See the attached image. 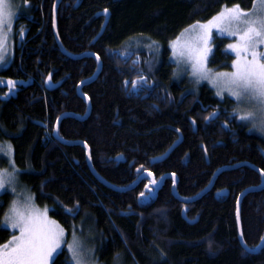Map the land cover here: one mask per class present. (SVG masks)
Instances as JSON below:
<instances>
[{
    "label": "trees",
    "instance_id": "16d2710c",
    "mask_svg": "<svg viewBox=\"0 0 264 264\" xmlns=\"http://www.w3.org/2000/svg\"><path fill=\"white\" fill-rule=\"evenodd\" d=\"M21 1L14 56L0 70V149L12 146L22 183L37 205L49 208L67 238L89 233L88 243L105 264H264V247L249 253L238 237L237 198L262 183L250 166L223 171L212 189L190 204L173 195L172 178L165 180L157 198L144 201L149 179L129 191L109 188L90 170L84 146L55 139V122L62 113L86 114L77 87L94 75L98 62L62 52L53 29L55 0ZM255 1L62 0L57 12L62 45L74 55L97 54L102 70L82 87L91 101L89 117L64 118L59 135L87 143L95 170L119 187L131 185L138 170L157 178L170 173L178 178L179 194L193 197L220 167L248 162L264 172V137L239 120L233 98L221 99L206 83L195 87L181 81L168 47L191 24L211 19L224 7L251 10ZM103 10L110 11V20L92 43L104 21L97 13ZM228 41L215 38L212 68L231 67L234 57L225 51ZM147 43L159 51L153 52ZM49 75L61 83L53 90L46 88ZM127 79L132 89L147 83L150 92L146 97L139 91L128 96ZM8 81L15 85L10 87ZM179 133L182 143L164 161L152 164ZM117 155L126 161H115ZM2 156L4 168L8 162ZM223 189L227 195L220 194ZM11 198L7 191L0 195V245L13 234L3 226ZM241 223L247 246L259 245L264 237V189L244 197ZM52 264H72L66 248Z\"/></svg>",
    "mask_w": 264,
    "mask_h": 264
},
{
    "label": "snow or ice",
    "instance_id": "6c2138e0",
    "mask_svg": "<svg viewBox=\"0 0 264 264\" xmlns=\"http://www.w3.org/2000/svg\"><path fill=\"white\" fill-rule=\"evenodd\" d=\"M253 7L255 9V5ZM13 16L10 0H0V50L3 49L6 39L2 29L7 27L11 30ZM191 28L195 37L186 39L183 43H180L178 38V41L173 42V48L179 47V56L192 62L197 82L209 79L217 87V95L227 91L237 102L254 106L260 113V127L264 130V50H261L264 47V0H261L258 14L245 12L239 5H234L221 11L207 23H197ZM213 28L218 29L221 35L236 37V42L227 46L228 50L235 54L231 65L232 72L212 74L206 68ZM187 32L188 29L185 30V33ZM185 33L181 35L184 36ZM3 60L4 55L0 54V62ZM8 85L12 87L15 82L8 81ZM240 118L250 119L252 113L249 112ZM6 175L11 174L0 172V189L4 188L6 182H11L6 181ZM4 226L10 227L13 234L7 243L0 245V264H50L53 253L60 247L64 236V230L48 218L47 209H36L31 203V198L23 205L13 201L9 213L4 217ZM68 248L75 264H81L75 237Z\"/></svg>",
    "mask_w": 264,
    "mask_h": 264
},
{
    "label": "rangeland",
    "instance_id": "374dc122",
    "mask_svg": "<svg viewBox=\"0 0 264 264\" xmlns=\"http://www.w3.org/2000/svg\"><path fill=\"white\" fill-rule=\"evenodd\" d=\"M10 2L13 5L14 16L12 18L11 30L9 31L7 27H4L2 29V31L6 34V39L4 41L3 49L0 50V54L4 55L3 62H0V70L6 68L10 64L12 59H13L14 52H15V46H16V42H17V38H18L17 35H16V32H15V20H16L18 14L24 9V6H23V3H22L21 0H10ZM254 5H255V9L253 7L251 10H244V11L245 12H249V13L258 14L260 12L261 0H256ZM232 7H224L221 11L225 10L226 8L230 9ZM211 19H209V20H211ZM209 20L204 21V22H196V23L191 24L190 26L185 28L175 39H173L169 43V49L171 51L170 60L175 64L176 73H177V75H178V77L180 78L181 81L182 80H188V81L192 82L195 85V87L206 83V84H208L209 86H211L215 90V93L217 95V90L218 89H217L216 86L213 85V83L209 79H201V80H199L197 82L198 78H197V76H195L193 74L192 62L188 61L186 58H182V57L179 56V54H178L179 47H177L176 49L173 48V42L178 41V38H179V42L183 43L184 40L193 39L195 37V32L191 28L192 25L197 24V23L205 24ZM186 29H188L187 33H185ZM182 33H185V35L182 36L181 35ZM215 38H219V39L220 38H227V39H229V41L225 45V51L228 52L229 54H231L234 57L233 60H235V54L232 53L230 50H228L227 46L230 43H235L236 42V37H228L226 34L221 35L219 33L218 29L213 28L211 30V39L209 41V47L211 48V51H210V53L207 56L206 68L212 74L219 73V72H232L233 71L232 67L227 68V69H223V68L214 69V68H212L209 65V60H210V57H211V55H212V53L214 51V47H215V44H214ZM146 45L153 52L157 53L159 51V49H157V46H155L154 44L147 43ZM144 46H145V44H144ZM150 49H148V50H150ZM261 50H264V47H262ZM233 60H232V62H233ZM232 62H231V65H232ZM217 96L220 97L221 99L226 97V96L227 97H231L237 102L236 98L230 96L227 91H224L222 93V95H217ZM249 112L252 113V118L245 119V120H242L240 118L243 115H247ZM236 114L238 115V118H239L240 121L246 123L249 126L250 131H252L254 133H258V134H260L261 136L264 137V130H261V127H260V113L255 109L254 106L249 105L246 102H242V103L241 102H237ZM9 146L11 148L10 151H9V148H7L5 151L0 149V156L3 155L7 159V162H8V166L7 167H4V168L0 167V172H6L8 174H11V175H6V177H5L6 181L10 180L11 182L10 183H7V182L5 183L4 188L0 189V195L2 193L6 192V191L10 192L12 194L11 205H12L13 201H18L20 205H23L24 203L28 202L29 198H31V203L36 209H38L40 211H43V210L47 209L48 218L50 220H52V221H55L56 224H58L60 226V228H62L64 230V236H63V240L61 242V245L56 250V252L53 253V256H52V259L50 261V264H52V262L55 259V257L64 248H66V250L69 253L70 262L72 264H75V261L72 258V252L69 251V248H68V245L73 243L74 237H75V240H76V242H77V244L79 246V253H80L79 258L81 260V264H105L104 261H100L99 260L98 256L96 255V251H95L94 247L92 245H90L91 242L88 243V240L90 239V234L89 233H84L83 235H79L77 233H73L72 236L68 239L67 238L68 235H67V232L65 231V229L55 219H53L50 216L49 208L48 207H40L39 205L36 204L32 192L22 183V181L20 179V175H19L20 169L15 164L13 148H12V146L10 144H8V147ZM11 205H10V207H11ZM10 207H9V209H10ZM9 209H8L7 213H9ZM3 226H4V219H3ZM6 228L10 229L13 232V230L10 227H6ZM16 234L17 235L19 234L18 230H16ZM116 264H125V263H123V261H119Z\"/></svg>",
    "mask_w": 264,
    "mask_h": 264
},
{
    "label": "water",
    "instance_id": "95a60500",
    "mask_svg": "<svg viewBox=\"0 0 264 264\" xmlns=\"http://www.w3.org/2000/svg\"><path fill=\"white\" fill-rule=\"evenodd\" d=\"M62 0H55V3H54V6H53V29H54V34H55V38H56V41L59 45V47L61 48L62 52L73 58V59H81L83 58L84 56H90V57H94L98 64H99V67L98 69L96 70V72L94 73V75L81 82L78 87H77V93L78 95L85 101L86 105H87V112L84 116H81V115H78V114H74V113H62L56 120L55 122V126H54V130H53V135L55 137L56 140H58L59 142L63 143V144H67V145H75V144H79V145H82L85 147L86 149V153H87V161H88V165L90 167V170L92 171V173L94 174V176L103 184H105L106 186H108L109 188H112L114 190H117V191H129V190H132L133 188L136 187V185H138V183L142 180V178H145V177H150L151 180H152V187L155 188V189H151V192L148 196H142V198L144 197L145 199L149 200L150 196H153L154 198L157 196V190L160 189V187L162 186V184L164 183V181L166 180V178L169 176L168 175H164L160 178V180L157 182L155 181V176L153 173H150V172H147V173H143L141 174L131 185L129 186H126V187H119V186H115L114 184H111L109 183L107 180H105L102 176L99 175V173L95 170L93 164H92V158H91V150H90V147L87 145V143L83 142V141H67L65 140L64 138H62L60 135H59V125H60V122L64 119V118H67V117H75L77 119H80V120H84L86 118L89 117L90 113H91V101L89 99V97L84 94L82 92V87L85 85V84H89L91 82H93L94 80H96L102 70V61L100 59V57L93 53V52H87V53H83V54H80V55H74L72 53H69L65 50L64 46L62 45L61 43V40L59 38V35H58V32H57V12H58V7L60 5ZM98 16H104V21L102 23V26H101V29L100 31L98 32V34L96 35V37L94 38V40L92 41V43H95L99 37L103 34V32L105 31L108 23H109V20H110V16H111V13L109 10L105 11H100L97 13ZM50 77V78H49ZM60 83H57L55 84L51 78V75H49L47 77V85H46V88L48 90H53L56 88V86H58ZM183 141V136L182 134H180L179 138L177 139V141L175 143H173L163 154L161 155H158L156 157L153 158L152 160V163H158V162H162L164 161L171 153L172 151L178 147ZM115 161L117 162H125L126 159L124 158L123 155H117L115 158H114ZM130 165H132V163H130ZM251 166L255 171H257L260 175H261V178H262V183L259 185V186H251V187H248L246 188L243 192H241L237 198V204H236V210H237V227H238V237H239V241H240V244L241 246L243 247L244 250H246L247 252L249 253H258L259 251H261V249L264 247V237H263V240L261 241V243L257 246H255L254 248H251L249 246H247V244L245 243V240H244V237H243V230H242V223H241V204H242V200L244 199V197L249 194V193H252V192H258V191H261L262 189H264V172L259 169L257 166L255 165H252L251 163H248V162H244V163H236L235 165H232V166H223V167H220L219 169H217V171L213 174L212 176V179L210 181V183L207 185V187H205L200 193H198L197 195L193 196V197H184V196H181L179 195L178 193V190H177V184H178V180L174 177V181H173V195L179 199V200H182L184 203H187V204H190V203H193L197 200H199L201 197H203L206 193H208L212 187L214 186V183L217 179V177L223 172V171H226V170H230V169H235V168H239V166ZM228 192L227 189H224L223 191L220 192L221 195H226Z\"/></svg>",
    "mask_w": 264,
    "mask_h": 264
},
{
    "label": "flooded vegetation",
    "instance_id": "af4514ba",
    "mask_svg": "<svg viewBox=\"0 0 264 264\" xmlns=\"http://www.w3.org/2000/svg\"><path fill=\"white\" fill-rule=\"evenodd\" d=\"M168 47H169V44H168ZM170 53H171V51H170ZM137 58H135L134 57V60L135 61H137L136 60ZM169 60H170V54H169ZM171 61V60H170ZM172 62V61H171ZM173 63V62H172ZM174 64V63H173ZM131 79H127L126 80V84H125V89L128 91V96L129 95H131V92H138L139 91V93L140 92H144V97H146L147 96V94L150 92V90H151V88H150V90H149V85L146 83V86H144V87H142V88H139V87H136V84H134L133 86L135 87V88H131L130 87V85H132L131 84ZM61 84V83H60ZM142 86H143V84H141ZM204 109L205 110H208V112H209V114L212 112V110L211 109H209V106L207 105L206 107H204ZM160 155V154H159ZM158 156V155H157ZM154 157H156V156H154ZM159 163H161V162H159ZM132 164H133V162H132ZM140 172H141V170H138V175L140 174ZM151 173H153V172H151ZM154 174V173H153ZM154 176H155V174H154ZM148 179V178H147ZM142 181V180H141ZM140 181V182H141ZM155 181H159V179L158 178H156V176H155ZM139 182V183H140ZM138 183V184H139ZM164 186V184H162V186L160 187V189L159 190H157V196L155 197V198H157L158 197V193H159V191L161 190V188ZM151 189H155V188H153L152 187V180H149V183L147 184V192H146V194L144 195V196H148L149 194H150V192H151ZM224 190V189H223ZM222 190V191H223ZM221 192V191H220ZM227 194H228V192H227ZM226 194V195H227ZM144 198V197H143ZM144 201H151V200H154V197L153 196H150V198H149V200H147V199H143Z\"/></svg>",
    "mask_w": 264,
    "mask_h": 264
},
{
    "label": "bare ground",
    "instance_id": "6f19581e",
    "mask_svg": "<svg viewBox=\"0 0 264 264\" xmlns=\"http://www.w3.org/2000/svg\"><path fill=\"white\" fill-rule=\"evenodd\" d=\"M98 67H99V64H98ZM55 84H57V83H55ZM46 85H47V81H46ZM59 85H60V84H59ZM56 87H57V86H56ZM66 113H70V112H66ZM180 134H181V133H179V136H180ZM178 138H179V137H178ZM176 141H177V140H176ZM176 141H175V142H176ZM175 142H174V143H175ZM162 154H163V153H162ZM160 155H161V154H160ZM152 160H153V159H152ZM151 163H152V161H151ZM158 163H159V162H158ZM240 163H244V162H240ZM152 164H154V163H152ZM234 165H235V164H234ZM252 165H253V164H252ZM227 166H232V165H227ZM239 167H240V166H239ZM250 167H251V166H250ZM251 168H252V167H251ZM258 168H259V167H258ZM259 169H260V168H259ZM147 172H150V173H151V171H144V172H141V173L139 174V176H140L141 174H143V173H147ZM164 175H168V174H164ZM164 175H162V176H164ZM139 176H138V177H139ZM162 176H161V177H162ZM173 176L178 180V178H177V176H176L175 174H170V173H169V176H168L166 179H168V178H172V179H173V178H174ZM138 177H137V178H138ZM161 177H160V178H161ZM147 178H148L149 180H151L150 177L142 178V180L147 179ZM156 178H157V177H156ZM160 178H158V179L160 180ZM173 181H174V179H173ZM164 183H165V181H164ZM164 183H163V184H164ZM173 185H174V184H173ZM173 185H172V192H173ZM250 187H251V186H250ZM178 193H179V192H178ZM173 194H174V193H173ZM179 195H180V194H179ZM143 199H144V198H143ZM178 200H179V199H178ZM179 201L183 202L182 200H179ZM183 203H184V202H183ZM186 204H187V203H186ZM236 204H237V203H236ZM236 218H237V210H236ZM238 232H239V230H238Z\"/></svg>",
    "mask_w": 264,
    "mask_h": 264
}]
</instances>
